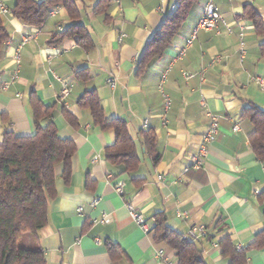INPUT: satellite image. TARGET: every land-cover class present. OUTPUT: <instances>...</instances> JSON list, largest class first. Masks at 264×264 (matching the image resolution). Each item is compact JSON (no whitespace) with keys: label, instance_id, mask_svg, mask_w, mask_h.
I'll use <instances>...</instances> for the list:
<instances>
[{"label":"crops","instance_id":"1","mask_svg":"<svg viewBox=\"0 0 264 264\" xmlns=\"http://www.w3.org/2000/svg\"><path fill=\"white\" fill-rule=\"evenodd\" d=\"M100 1L76 0L80 13L76 23L91 38L89 50L70 38L50 44L55 33L75 23L61 5L50 10L39 28L9 13L0 14L9 34L0 51V143L5 132L34 133L29 102L34 95L44 106L53 107L50 120L58 136L75 144L70 179L65 183L62 167H56L55 197L49 203L47 223L38 232L45 264H157L158 251L176 262L169 246L153 241L151 232H143L130 219L125 202L133 205L150 229L156 214L164 215L167 227L185 237L190 227H205L211 240L199 242L204 262L229 264L218 241L228 236L236 248H245L264 231V200L260 199L264 164L249 145L252 125L241 117L251 105L264 109L260 53L264 0H212L224 25L198 31L187 45L210 1L196 0L169 46L141 73L137 63L147 42L177 0H108L105 9L96 12ZM0 3L9 11L14 0ZM252 12L262 20L260 35ZM240 35L245 48L242 61ZM16 52L18 65L13 58ZM201 70L202 80L198 75L188 81L182 77ZM110 78L116 79L113 88L107 84ZM255 78L262 80L263 88ZM64 84L69 93L59 101ZM92 90L106 120L126 123L138 159L134 171L125 172L123 166L105 160L104 150L114 143V131L95 126L89 111L78 106L79 97ZM61 108L73 117L74 125L65 120ZM206 109L219 116V132L206 147L202 168L185 172L206 130ZM234 125L238 132L232 131ZM143 131L155 136L156 163L144 149ZM118 183L124 200L113 191ZM108 244L117 250L115 259L108 253ZM247 264H264V248L249 251Z\"/></svg>","mask_w":264,"mask_h":264},{"label":"trees","instance_id":"2","mask_svg":"<svg viewBox=\"0 0 264 264\" xmlns=\"http://www.w3.org/2000/svg\"><path fill=\"white\" fill-rule=\"evenodd\" d=\"M108 0H101L96 12L105 9ZM196 0H177L175 9L165 16L162 26L156 31L141 55L137 65L141 73L149 62L158 59L169 46L173 37L182 27L188 12ZM102 4V5H100ZM61 5L71 21L63 32L55 33L50 44H60L70 38L85 50L92 47L91 38L84 26L76 23L80 18L76 0H14L9 9L10 16L33 26L41 27L50 10ZM251 20L256 32L262 34V20L252 12ZM9 38L6 26L0 19V51ZM264 57V45L260 47ZM81 76L83 73H77ZM30 109L34 119V133L17 136L5 132L0 143V264H45L43 251L38 245V232L47 223L48 207L55 197V169L62 167L61 179L68 183L75 155V144L58 136L56 125L50 120L53 107L44 106L36 96L30 97ZM78 106L87 109L93 124L101 130H113L114 143L104 150L105 160L112 165L123 166L125 172L134 171L138 165L134 142L122 120H106L102 105L94 90L86 91L78 99ZM65 120L74 125L73 117L61 108ZM242 118L252 125L249 145L255 157L264 164V109L251 105L243 109ZM49 119L42 127L40 122ZM145 151L153 163L159 159L155 150V136L152 132H141ZM264 200V191L260 194ZM150 229L153 241L163 242L174 251L176 264H206L202 258L199 243L187 239L170 230L162 214L154 216ZM208 241L211 237L207 235ZM221 255L229 259V264H247V253L264 248V231L256 235L247 247L237 250L228 236L218 241ZM108 253L115 259L118 254L113 244H108ZM116 254V255H115Z\"/></svg>","mask_w":264,"mask_h":264},{"label":"built area","instance_id":"3","mask_svg":"<svg viewBox=\"0 0 264 264\" xmlns=\"http://www.w3.org/2000/svg\"><path fill=\"white\" fill-rule=\"evenodd\" d=\"M174 9H175V5H173L170 8V12H172ZM7 13H8L7 9L0 3V14L6 15ZM221 25H224L223 18L219 14V12H218L217 8L215 7V5L213 4L212 0H210L206 4L200 20L198 21L196 27L192 31V33L189 37V40L187 41L186 44L189 45L191 43V41L195 39L196 33L198 31H200V30H204V31L218 30V28ZM123 37H124L123 34L120 35L119 41H121ZM30 38L31 37L26 38L24 40V42H27ZM239 53H240V61H242L244 58V55H245V48H244V43L242 41V35H240V37H239ZM183 54H184V49L180 50L178 58H180ZM13 58H14L15 63L18 65L19 64V55L17 52L14 54ZM217 61H218V59H215L211 62V64H214ZM203 72H204V70H201L196 75L195 74H189V73H183L182 77L184 80L188 81V80H190V79H192L198 75V77H200V79L202 80ZM255 81L259 85V87L263 88V83H262V80L260 78H255ZM107 84L111 88H113L116 84V79L115 78L108 79ZM68 93H69V89H68L67 85L64 84L63 89H62L60 96L58 98L59 101L64 100L67 97ZM168 106H169V102H168V100H166L165 108L167 109ZM202 106L205 107L204 102H202ZM205 115H206V119H207L206 130L202 135L201 142H200V145L198 147V151L195 155L190 157V159H189L190 165L187 169H185V172L188 171L189 169L199 170L202 168V165L204 164L205 154H206V147L209 144L213 143L216 140V137L218 135L219 123H220L219 116L213 114L208 109L205 110ZM145 126H146V123L144 122L143 128H145ZM232 131L238 132L239 131L238 125H234ZM159 179H160V177H159ZM113 191L122 198L123 189H122L121 183H118L117 185H115L113 187ZM124 207L126 208L130 219L143 232L150 233V228H149L147 222L135 211V208L133 207V205L128 203V202H125ZM207 235L208 234H207V230L205 229V227H203V226H192L189 228L187 235H186V238L192 242L199 243L203 238H206ZM239 249H241V248L237 247V250H239ZM156 256H157V264H176V262H172V261H169L168 259H166V257L164 256L162 251H158Z\"/></svg>","mask_w":264,"mask_h":264}]
</instances>
